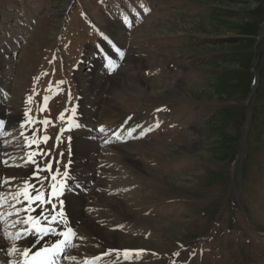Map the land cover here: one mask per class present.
Instances as JSON below:
<instances>
[{
    "label": "rangeland",
    "instance_id": "374dc122",
    "mask_svg": "<svg viewBox=\"0 0 264 264\" xmlns=\"http://www.w3.org/2000/svg\"><path fill=\"white\" fill-rule=\"evenodd\" d=\"M262 85L264 0H0V100L18 119L0 156L25 163L27 113L55 182L86 173L87 212L120 251L100 257L86 232L81 262L264 264Z\"/></svg>",
    "mask_w": 264,
    "mask_h": 264
},
{
    "label": "snow or ice",
    "instance_id": "6c2138e0",
    "mask_svg": "<svg viewBox=\"0 0 264 264\" xmlns=\"http://www.w3.org/2000/svg\"><path fill=\"white\" fill-rule=\"evenodd\" d=\"M145 11H148L145 9ZM118 55L123 58L125 53L123 51L117 50ZM27 117V113L25 114ZM130 119V117H129ZM47 123V121H44ZM0 126H4V122L0 121ZM79 125H77L78 127ZM159 127V124L156 125ZM21 127H24L21 124ZM99 131H104V128L101 127ZM47 140V137H44ZM31 143L25 139V148H30ZM6 155V154H5ZM22 159H27L29 163L34 162V156L31 153H28L26 157ZM7 160H0V164H7ZM12 167H26L24 163L11 165ZM59 169H55L52 163L48 165L37 164L36 167L25 175L21 182L17 185L15 189L9 188L7 194L0 191V208L3 207V202L6 195H11L13 200L17 201L16 204L10 203V207L14 209L13 212H9L8 216L15 215L13 224L19 227L14 235L8 234L5 232V235L0 239V250L4 251L8 259L5 260V264H57V258L64 256L67 260L75 261L74 256H68L66 249L69 247H75V244L72 243L71 238L77 236L71 228L66 230H61L57 232L55 228L51 227V224H59L63 221L66 212L64 211V202L60 200V206L56 209V206H53L50 212V223L49 226H44L43 224H37L35 217L27 215L30 211V207L25 206L30 202L35 200H40V190L36 187L34 181H38L42 186H45V182L49 180V173H57ZM43 173V176H41ZM64 176L68 175V172L63 173ZM16 177H4L0 174V189L5 185H10L15 181ZM50 179L52 181L57 180V175L52 174ZM63 187L64 183L61 180L60 185L51 184L46 185V187L55 190L56 187ZM47 203V200H45ZM55 210L57 214H51ZM4 220V214L0 213V221ZM48 236L56 237L55 240L45 239ZM4 240L13 241L11 246H8L4 243ZM111 251H120L119 249H113ZM131 250H124L125 255ZM14 257V258H13ZM85 264H90V262H85Z\"/></svg>",
    "mask_w": 264,
    "mask_h": 264
},
{
    "label": "bare ground",
    "instance_id": "6f19581e",
    "mask_svg": "<svg viewBox=\"0 0 264 264\" xmlns=\"http://www.w3.org/2000/svg\"><path fill=\"white\" fill-rule=\"evenodd\" d=\"M114 86H115V84H114ZM3 99L4 100L7 99L5 95H4ZM3 99L0 100V121H2L3 118H4V107L2 105V102H4ZM20 116L23 117L24 114L20 113L19 117ZM102 116H105V115H102ZM107 118L109 120H111V117L109 115H107ZM9 119H10V122H11L10 124H13V123L15 124L16 120H18L16 118H14L13 116H12V118L9 117ZM90 121L91 120L89 119L88 123ZM99 124L96 125V123H93L91 126L96 127L95 129H97ZM104 125H106V124H104ZM88 126H90V124H87V126H85V129H87ZM117 127H115V129H114L115 130L114 131L115 134L118 133V128ZM96 132H98V129L96 130ZM89 133L90 132L85 130L84 131V135L85 136L82 135V138H83V136L86 137ZM111 138L109 139L106 136V138L100 139L96 144L94 142H89L88 140H83V139H87V138H83V139L78 140V145L79 144H80V146L91 145V150H93L94 152H96V151L99 152L100 149H101L100 144L101 145L111 144ZM32 150H33L32 148H31L30 151H29V148H27V149L25 148V151H26L27 154L31 153ZM32 154L34 156V162L29 163V161H28V162L24 163L25 165H27L26 167H12L11 166V165H13L12 161H8V160H7L8 161L7 164H0V174H2L4 177H16L15 181H13L10 185H5L2 189H0V191H2L3 193L7 194L10 187L12 189H15L17 187V185L21 182L22 178L36 167V165H37L36 159L39 156H38L36 151L33 152ZM0 160H5V159L0 156ZM16 163H18V162H16ZM75 173L78 174L79 178H77V179L75 178V180L73 182L71 180L72 179L71 175L73 173L71 171H68V175L66 177L67 180L64 181L65 184L63 186V188L65 190V193H66V196L69 195V191H72L73 188L76 187V189L72 191V196L68 199V213H69V217L66 214V216L64 217V219H63V221L61 223L55 224V226L57 228L56 231L59 232L61 230H64L65 227H72L73 228V226H74L73 231L77 232V229L80 227L79 228V234L80 233L83 234V233L87 232V233L91 234V236L93 238H95V239H93L94 242H97V244L103 245V246H105L106 248L109 249V247L111 248V244L113 243L112 241H110V238H109L110 234H108L107 230H105L104 228L99 227V225L94 220V216L93 215L90 216L88 214V212H87L88 210H87L86 206L88 204L87 202H89V200H88L89 197L87 198L86 195L88 194L89 190H92V188H94V186L92 184L91 185H87V184L82 185V182L84 181V179L88 178V177H85V175H84V174H86L85 172L82 171V174H83L82 178L79 176V174H81V171L77 170L75 172V170H74V174ZM72 182H73V184H72ZM88 182H91V181L88 180ZM34 183H36V187L40 190V195H43L45 190H46V185L48 184L47 181L45 182V186H42L38 181H34ZM83 188H87V191L83 192ZM89 194L93 196L95 193H93V191H92ZM104 198H106V197H104ZM45 200H47V198ZM45 200L35 201L33 203H30V205L29 204H25V206L30 207V211L27 213V215H30V216L35 217V218H37L38 216H41V218L45 217L44 221H41L40 218H39L38 223L46 224V222L50 219V215L48 214V210L50 208L52 209L53 206H49L48 207V205L45 202ZM9 202H11L12 204H16L17 203V201L13 200L11 195H6L5 196V200L3 202V207L0 208V213L4 214V220L0 221V234H1L0 235V239H2L4 237L5 232L8 233V234L14 235L17 231L20 230L18 226L13 224V220L15 219V215H13V216H8L7 215L9 212H13L14 213V209L12 207H10V203ZM53 212L57 213L55 210H53ZM91 214H93V213H91ZM70 220H72V223L70 222ZM79 222H81V223H80L79 227H77V223H79ZM67 223H70V224H68L69 226L67 225ZM45 239H47V240H55L56 237L48 236ZM71 240H72V243L74 244V238H71ZM4 243L6 245H8V246H11V243H13V241L4 240ZM82 243H79V244H82ZM83 249H84V247H83ZM100 252H103V251H100ZM6 259H8V257H6L5 252L0 250V264H5V260ZM62 261H63L62 264H64L65 260L63 259ZM69 264H80V263L77 262L76 259H75V261H72Z\"/></svg>",
    "mask_w": 264,
    "mask_h": 264
},
{
    "label": "trees",
    "instance_id": "16d2710c",
    "mask_svg": "<svg viewBox=\"0 0 264 264\" xmlns=\"http://www.w3.org/2000/svg\"><path fill=\"white\" fill-rule=\"evenodd\" d=\"M247 61V60H246ZM248 88H247V91L249 92L250 90H251V88H252V86H253V83H252V79H250V81H249V83H248ZM237 86L235 87V85L233 84V87H232V89H231V91H233V90H237ZM264 91V87H263V85L260 87V88H258V89H256V92H258L259 93V98H261V92H263ZM236 92V91H235ZM261 100V99H260ZM226 112V111H225ZM261 112H264V109H261L260 111H258L257 113H261ZM257 113H256V115H254L253 117H254V119H257ZM225 115H228V112H226L225 113ZM226 119H228L227 117H226Z\"/></svg>",
    "mask_w": 264,
    "mask_h": 264
}]
</instances>
